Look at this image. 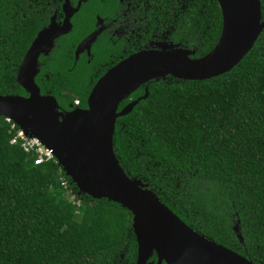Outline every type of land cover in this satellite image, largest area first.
Instances as JSON below:
<instances>
[{
    "label": "trees",
    "instance_id": "16d2710c",
    "mask_svg": "<svg viewBox=\"0 0 264 264\" xmlns=\"http://www.w3.org/2000/svg\"><path fill=\"white\" fill-rule=\"evenodd\" d=\"M259 1L263 19L264 0ZM168 3L154 1L160 10ZM61 4L0 0L1 96H25L15 82L16 69ZM91 4L98 6L96 0L81 4L74 27L54 42L34 76L39 93L52 96L60 108L74 103L85 108L99 78L94 72L100 53L88 64L82 57L73 61L75 44L90 27L85 14ZM170 26L169 40L193 50L191 58H201L220 33L218 5L185 0L182 15ZM144 87L145 99L114 123L119 166L190 229L252 264H264V29L228 72L201 81L169 76L149 81L117 111L141 97ZM17 132L0 117V264H134L130 213L79 194L54 159L36 163V153L23 151ZM235 223L241 242L231 229Z\"/></svg>",
    "mask_w": 264,
    "mask_h": 264
},
{
    "label": "water",
    "instance_id": "95a60500",
    "mask_svg": "<svg viewBox=\"0 0 264 264\" xmlns=\"http://www.w3.org/2000/svg\"><path fill=\"white\" fill-rule=\"evenodd\" d=\"M221 16L219 36L203 57L193 59V50L178 45L158 44L140 50L105 71L92 85L85 109L59 110L50 95H41L34 83L37 59L45 55L53 41L70 30L69 18L79 8L68 10L63 0L64 18L58 25L52 16L39 30L23 54L16 69L15 82L25 96L0 95V117L10 121L27 138H35L53 157L79 194L91 199H105L119 204L131 215V229L136 243L135 264H146L161 249L176 264H252L237 253L193 231L161 204L147 185L124 173L113 153L115 120L127 115L143 95L117 107L143 84L167 76L186 80H207L228 72L252 48L264 29L259 0H215ZM226 17V23L224 22ZM225 23V24H224ZM223 51L213 60L205 57L214 50L222 36ZM93 34L82 39L81 47L92 41ZM232 231L237 234V224Z\"/></svg>",
    "mask_w": 264,
    "mask_h": 264
},
{
    "label": "flooded vegetation",
    "instance_id": "af4514ba",
    "mask_svg": "<svg viewBox=\"0 0 264 264\" xmlns=\"http://www.w3.org/2000/svg\"><path fill=\"white\" fill-rule=\"evenodd\" d=\"M96 1L98 6L91 4L90 11L93 12L86 11L87 15L85 14L86 19H88V15L91 17H89V30L85 34V36L81 38L77 42V44H75V47L73 49V61H76L79 57H82L84 58L86 64L93 60L95 52L101 54V58L95 66V75L99 74L100 77L109 68L140 50L156 48V46L161 43H165L168 45L179 44L169 40V33L171 30L170 24L173 23L175 19H177V17L182 15L185 7V0H169L167 7H164L163 10H160L161 7H156L154 5L155 0ZM77 2H80L79 8L69 18L70 30L68 33H70V31L74 27V21H77V18L75 17L78 16V13H80L79 10L81 4H85L86 7V0H68V10L74 9L77 5ZM85 7L83 8V10H85ZM168 11H170V19L166 17ZM52 16L54 17L56 24L59 25L62 22L64 18L62 4L59 7V12L54 10L50 15L47 24L41 29L45 28L48 25L49 20ZM68 33H66L65 35H67ZM92 34L94 36L92 41L81 47V49H79L78 53L75 56V49L78 43L82 39ZM65 35L57 37L53 41L52 47L54 46V42L58 38ZM47 54L48 53H46L45 55H40L38 57L36 64V68L38 70L39 67L43 66L45 61L47 60ZM39 58H41L40 61H38ZM42 76L46 77L45 74H43ZM45 94L47 93L41 95ZM74 109L85 108H79L77 103H74L73 106L68 104L66 109L59 107V110L63 113L72 111ZM155 262L156 257L154 254H152L147 259L146 264H155ZM116 264H125V262L119 261Z\"/></svg>",
    "mask_w": 264,
    "mask_h": 264
},
{
    "label": "built area",
    "instance_id": "2783aa9c",
    "mask_svg": "<svg viewBox=\"0 0 264 264\" xmlns=\"http://www.w3.org/2000/svg\"><path fill=\"white\" fill-rule=\"evenodd\" d=\"M16 137L21 140V148L25 152H34L38 155L36 163L42 160L53 159L51 154L35 138H27L18 130ZM14 142V140H13Z\"/></svg>",
    "mask_w": 264,
    "mask_h": 264
},
{
    "label": "bare ground",
    "instance_id": "6f19581e",
    "mask_svg": "<svg viewBox=\"0 0 264 264\" xmlns=\"http://www.w3.org/2000/svg\"><path fill=\"white\" fill-rule=\"evenodd\" d=\"M224 22L226 23V17L224 16ZM224 23V24H225ZM223 40H224V35L222 36L221 40L217 44V46L214 48L212 52H210L206 57L205 60H213L217 58L223 51ZM153 249L157 252L158 256L160 259L165 260L167 264H176L169 256H167L161 249L155 247L154 245L152 246ZM179 264V263H177ZM227 264V263H225Z\"/></svg>",
    "mask_w": 264,
    "mask_h": 264
},
{
    "label": "rangeland",
    "instance_id": "374dc122",
    "mask_svg": "<svg viewBox=\"0 0 264 264\" xmlns=\"http://www.w3.org/2000/svg\"><path fill=\"white\" fill-rule=\"evenodd\" d=\"M161 44H165V43H161ZM166 45V44H165ZM19 130V129H18ZM21 132V130H19ZM22 133V132H21ZM24 136V135H23ZM26 137V136H25ZM75 195L70 192V191H66L65 193V197L68 199V200H74V197Z\"/></svg>",
    "mask_w": 264,
    "mask_h": 264
}]
</instances>
